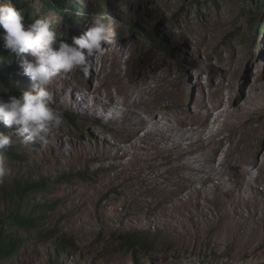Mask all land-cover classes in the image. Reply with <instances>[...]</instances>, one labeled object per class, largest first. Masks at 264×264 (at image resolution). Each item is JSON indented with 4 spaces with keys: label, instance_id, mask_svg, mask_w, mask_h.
<instances>
[{
    "label": "rangeland",
    "instance_id": "374dc122",
    "mask_svg": "<svg viewBox=\"0 0 264 264\" xmlns=\"http://www.w3.org/2000/svg\"><path fill=\"white\" fill-rule=\"evenodd\" d=\"M33 1L35 20H50L57 42L70 43L72 36L92 26L96 15L110 27L113 42L102 45L104 51L88 59L85 66L56 76L46 86L51 106L63 117L50 143L41 147L16 141L8 149L10 174L0 181V218L12 212L31 213L41 222L35 230L21 231L29 240L19 254L0 264H264V248L248 255L230 242L232 230L240 234L257 230L264 238L260 222L264 204L258 200L263 206L257 205L252 192L242 198L244 220L238 226L219 204L230 198L227 193L210 192L206 204L203 196L187 191L191 199H175L171 205L177 211L161 213V223H155L148 212L141 213V225L135 218L128 220L113 212V205L102 209L97 198L105 195L109 174L118 167L98 168L122 161L128 163L126 172L132 173L149 163L142 158L146 151L100 131L104 124L115 129L117 122L102 121L59 100L66 82L70 87L85 85L89 91L102 87L103 99L113 94L122 102L126 94L118 91L120 78L155 87L166 76L167 92L153 96L156 112L151 108L143 112L148 115L149 129L139 136L155 125L166 127V115L186 120L196 116L189 125L205 121V136L210 130H223L219 138L225 143L215 154L216 167L226 157L238 158L237 174L224 178L238 182L247 172L246 179L257 180V189L264 190V0H59L58 9L48 11H43L42 0ZM64 16L71 18L63 20ZM25 59L32 57L27 53L18 56V65L25 79L23 88L30 90L32 82L22 67ZM153 112L157 124L150 121ZM71 114L75 118L72 125L68 122ZM172 125H178L176 119ZM0 128L6 134L14 132V127L2 122ZM103 140L107 146L129 148L130 155L112 159L109 155L116 152L108 151ZM95 155L102 158L97 161ZM156 171L144 174L155 176ZM93 177H99L97 184L102 188L89 200ZM139 181L135 178L134 183ZM131 191L121 195L118 207L146 208ZM255 209L258 212L253 217ZM135 234L143 238L137 247L126 241Z\"/></svg>",
    "mask_w": 264,
    "mask_h": 264
},
{
    "label": "bare ground",
    "instance_id": "6f19581e",
    "mask_svg": "<svg viewBox=\"0 0 264 264\" xmlns=\"http://www.w3.org/2000/svg\"><path fill=\"white\" fill-rule=\"evenodd\" d=\"M166 79V76H162L157 80L159 84L151 87L148 82H146V86H140L137 83H126L120 78L117 82L118 91L126 94V98L122 102L113 94L109 96V100L103 99L101 97L102 87H98L95 91H89L85 85L70 87L66 82L59 95L62 104L77 106L86 114L99 117L102 121L117 122L115 129L108 128L104 124L100 131L109 133V135H116L118 141L126 142L136 149L146 151L142 158L143 161L149 162L132 173L126 172V164L128 163L124 164L122 161L100 166L98 169L101 171L115 169V167H118V169L112 170L114 172L112 176L111 173L109 174L110 183L106 185L105 195L99 196L97 202L102 205L104 210L108 209V205H113L115 208L112 210L113 212L128 220L135 218L134 220L138 224L143 225L140 222L141 213L153 214V221L161 223V213L168 215V212L177 211L171 205L175 199L180 202L191 199L190 195H186L187 191L188 194L193 193L203 196L206 204L209 203L207 200L210 192L216 195L227 193L231 195L230 198L220 200L219 204L223 212L231 216L232 223L235 221L234 224L238 226V221L244 220L241 217L243 216L242 198L252 192L254 198L256 197L257 205L261 202L264 204V190L257 189V180L249 181L246 179L247 172L240 175L241 180L238 182L230 178H224V175L233 176L237 174L238 158L226 157L221 161L220 166L216 167L214 164L216 162L215 154L225 143L224 138H219L223 130H210V134L205 136L204 133L207 131L205 121L199 122L197 126L189 125L192 120L197 118L196 116L186 120L166 115V127L162 128L155 125L146 134L139 136L141 131L149 129L148 115H143V112L147 111L148 108L155 109L152 106L154 103L153 96L158 91L167 92V87L163 83V80ZM63 94L66 98H61ZM155 112L151 115L149 113V115L150 121L157 124L159 119ZM174 119L178 123L176 126L172 125ZM119 131L123 135H120ZM107 140H103L102 144L107 147L108 151L114 150L116 152V154L109 155L112 159H121L130 155L131 150L129 148H123L118 144L107 146ZM96 144L98 147L97 142ZM204 151H209L211 154L207 155ZM195 154L199 155L194 157ZM101 158L102 156L97 155L93 157L97 161ZM152 169L157 170L155 176L149 177L148 174H144ZM108 173L106 172V174ZM135 178L140 179V181L134 183ZM98 181L99 177H93L89 180L91 183L88 186L89 196L87 198L89 200H94L99 189L102 188L97 184ZM131 188V192L136 195L138 201L147 206L146 208L123 209L118 207V201L123 198L121 195H124ZM234 192L236 194H233ZM148 195L152 197L149 199L147 198ZM198 205L203 208L202 204ZM231 206L235 208L232 209ZM259 206H263L262 203ZM88 210L91 212L90 209ZM123 210H125V214L122 213ZM256 211V209L252 211L251 216L254 217ZM237 215L240 216L239 219L234 217ZM260 222L264 227V208ZM178 226V223L174 225L176 228ZM230 234V242L235 243L236 247L242 250L244 254L252 255L257 253L259 249L264 248V238H261L257 230L249 229L241 234L237 230H232ZM220 242L221 240L216 239V244H220Z\"/></svg>",
    "mask_w": 264,
    "mask_h": 264
},
{
    "label": "clouds",
    "instance_id": "9594fccd",
    "mask_svg": "<svg viewBox=\"0 0 264 264\" xmlns=\"http://www.w3.org/2000/svg\"><path fill=\"white\" fill-rule=\"evenodd\" d=\"M0 28L3 48L10 55L29 54L32 59L23 61V73L32 82V88L19 97H0V122L13 128L12 134L0 131V181L10 174L7 151L16 141L46 147L50 137L63 123L62 113L50 103L47 85L58 75H67L73 69L85 66L88 59L104 51L102 45L111 44V29L96 15L90 28L71 42H57L51 21L46 18L25 24L24 15L11 0H0ZM219 108H216L217 111ZM215 122V121H214Z\"/></svg>",
    "mask_w": 264,
    "mask_h": 264
},
{
    "label": "trees",
    "instance_id": "16d2710c",
    "mask_svg": "<svg viewBox=\"0 0 264 264\" xmlns=\"http://www.w3.org/2000/svg\"><path fill=\"white\" fill-rule=\"evenodd\" d=\"M245 0L244 2H248ZM253 1V0H252ZM261 0H258V3ZM12 4L24 15L25 24L32 23L36 15L35 2L33 0H11ZM43 11L58 9L59 0H42ZM68 16H64L63 20H67ZM3 29L0 28V36ZM18 56L10 55L3 48V41L0 40V97L8 100L10 96L19 97L24 90L25 79L19 70ZM74 115L68 117L70 125L74 123ZM2 129L0 128V131ZM4 132V131H3ZM7 155H12L7 151ZM38 188H39V184ZM36 185V186H37ZM20 201L23 199V190L19 193ZM41 222L40 217H33L31 213L20 214L12 212L10 215L0 218V261L12 258L20 253L21 248L29 240L21 233L23 230H35L39 228ZM127 242L137 247L143 243V238L138 235H131L126 239Z\"/></svg>",
    "mask_w": 264,
    "mask_h": 264
}]
</instances>
